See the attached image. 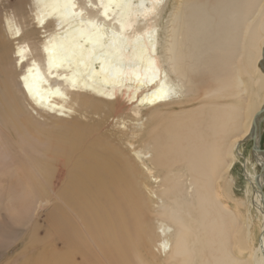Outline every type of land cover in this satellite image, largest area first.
<instances>
[{
  "label": "bare ground",
  "instance_id": "bare-ground-1",
  "mask_svg": "<svg viewBox=\"0 0 264 264\" xmlns=\"http://www.w3.org/2000/svg\"><path fill=\"white\" fill-rule=\"evenodd\" d=\"M263 63L264 0H0L4 264H264Z\"/></svg>",
  "mask_w": 264,
  "mask_h": 264
},
{
  "label": "rangeland",
  "instance_id": "rangeland-1",
  "mask_svg": "<svg viewBox=\"0 0 264 264\" xmlns=\"http://www.w3.org/2000/svg\"><path fill=\"white\" fill-rule=\"evenodd\" d=\"M168 13H169V10L167 11V14L165 16H167ZM158 36L160 37L161 34H159ZM263 66H264V63H263ZM134 106H135V103L133 104L131 108L128 109L131 115H135V112H136L143 122H146V121L149 122L153 120L152 114L151 113L148 114L149 106H141L137 110H134ZM151 127L152 125H149V128ZM260 129L262 130V132L260 135L259 146L262 147V149L264 150V120L261 122ZM252 147H253L252 141H244L243 143H241L239 147V150H240L239 152H241V156L238 155V153H236L238 160L235 164L234 170H232L230 174L231 177L229 176L228 178L229 180L231 179L230 183H231V189L233 191L232 197L234 196L233 198L239 199L240 202H243V204L241 205L242 207H240V210H242L243 212L242 215L244 217L245 223L248 224L249 222L248 219L251 220L250 228H247L246 226V232L249 233V235L247 234V237H248L247 244L249 245H252L254 240H256V242L258 241V239L261 237L262 229H263L262 227L263 223L261 222L260 215L252 207H250L252 198L254 197L256 193V189L253 188V185L245 177V173L247 170L252 175L253 174H258L259 176L262 175L261 166L257 165V163L255 162V158L253 157L254 148ZM247 160H249L248 165H247ZM226 203H228L227 200H226ZM229 205L231 206L232 211L235 212L234 208H235V205L237 206V204H229ZM45 219H46V216L44 214L42 217V221H45ZM14 250L11 249V253L7 257H0V264H4L5 261L12 258V254ZM236 255L239 256V254L237 253Z\"/></svg>",
  "mask_w": 264,
  "mask_h": 264
},
{
  "label": "water",
  "instance_id": "water-1",
  "mask_svg": "<svg viewBox=\"0 0 264 264\" xmlns=\"http://www.w3.org/2000/svg\"><path fill=\"white\" fill-rule=\"evenodd\" d=\"M260 116L264 115V111H262V113L259 114ZM259 117V116H258ZM253 148H254V151H259L260 147L258 146L257 144V141L254 140L253 142ZM262 191V189H260Z\"/></svg>",
  "mask_w": 264,
  "mask_h": 264
}]
</instances>
